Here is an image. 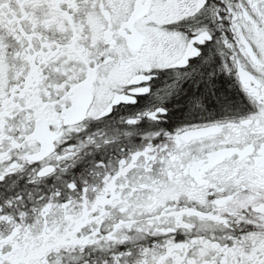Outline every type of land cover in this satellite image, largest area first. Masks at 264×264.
Returning a JSON list of instances; mask_svg holds the SVG:
<instances>
[{"label":"snow or ice","instance_id":"1","mask_svg":"<svg viewBox=\"0 0 264 264\" xmlns=\"http://www.w3.org/2000/svg\"><path fill=\"white\" fill-rule=\"evenodd\" d=\"M0 264H264V0H0Z\"/></svg>","mask_w":264,"mask_h":264}]
</instances>
